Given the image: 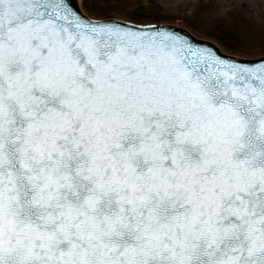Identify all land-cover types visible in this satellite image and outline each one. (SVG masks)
<instances>
[{
  "label": "snow or ice",
  "instance_id": "obj_1",
  "mask_svg": "<svg viewBox=\"0 0 264 264\" xmlns=\"http://www.w3.org/2000/svg\"><path fill=\"white\" fill-rule=\"evenodd\" d=\"M126 4L0 0V264H264V43Z\"/></svg>",
  "mask_w": 264,
  "mask_h": 264
},
{
  "label": "rangeland",
  "instance_id": "obj_2",
  "mask_svg": "<svg viewBox=\"0 0 264 264\" xmlns=\"http://www.w3.org/2000/svg\"><path fill=\"white\" fill-rule=\"evenodd\" d=\"M195 0H168L170 8L156 10L154 15L184 27L200 38L216 42L221 51L243 50L258 54L264 37V0H228L232 5L223 14L187 5ZM152 0H127L125 16L141 20L149 14ZM243 5V6H241ZM137 9H143L138 14ZM193 28L196 29L193 32Z\"/></svg>",
  "mask_w": 264,
  "mask_h": 264
},
{
  "label": "water",
  "instance_id": "obj_3",
  "mask_svg": "<svg viewBox=\"0 0 264 264\" xmlns=\"http://www.w3.org/2000/svg\"><path fill=\"white\" fill-rule=\"evenodd\" d=\"M138 13H140L139 11H138ZM202 41V40H201ZM205 42H207V41H205ZM207 43H209L210 45H213L212 43H210V42H207ZM216 45H217V43L216 42H214Z\"/></svg>",
  "mask_w": 264,
  "mask_h": 264
}]
</instances>
